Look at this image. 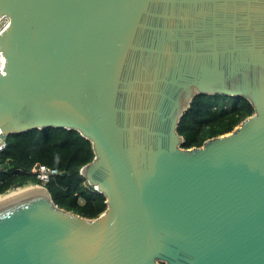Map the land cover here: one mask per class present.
Returning <instances> with one entry per match:
<instances>
[{"label":"water","instance_id":"obj_1","mask_svg":"<svg viewBox=\"0 0 264 264\" xmlns=\"http://www.w3.org/2000/svg\"><path fill=\"white\" fill-rule=\"evenodd\" d=\"M3 16L2 140L79 131L108 208L85 218L33 185L0 204V264H264V0H0ZM200 94L255 113L184 148Z\"/></svg>","mask_w":264,"mask_h":264},{"label":"trees","instance_id":"obj_2","mask_svg":"<svg viewBox=\"0 0 264 264\" xmlns=\"http://www.w3.org/2000/svg\"><path fill=\"white\" fill-rule=\"evenodd\" d=\"M254 113L244 97L200 94L178 126L183 147H201L210 138L232 132ZM94 158L92 142L77 130L50 127L13 134L0 154V195L41 185L33 169L46 164L60 171L45 185L55 204L82 217L97 218L108 208L107 198L82 174Z\"/></svg>","mask_w":264,"mask_h":264},{"label":"built area","instance_id":"obj_3","mask_svg":"<svg viewBox=\"0 0 264 264\" xmlns=\"http://www.w3.org/2000/svg\"><path fill=\"white\" fill-rule=\"evenodd\" d=\"M10 19L7 16H3L0 18V33L5 30L9 25ZM1 55V53H0ZM2 60H0V71L3 68ZM0 141L2 142V145L0 146V154L5 150L7 147V141L2 140L1 134H0ZM33 173L36 175V177L42 182L40 186L46 187L45 185L54 177L60 174V171L55 168L48 166L46 164H39L33 169ZM1 196V195H0Z\"/></svg>","mask_w":264,"mask_h":264},{"label":"rangeland","instance_id":"obj_4","mask_svg":"<svg viewBox=\"0 0 264 264\" xmlns=\"http://www.w3.org/2000/svg\"><path fill=\"white\" fill-rule=\"evenodd\" d=\"M32 186H33V185H28V186H24V187H20V188L12 189V190L6 192L5 194H2V195L0 196V199H5V198H7V197H9V196H11V195H13V194H16L17 192H19V191H21V190L28 189V188H30V187H32Z\"/></svg>","mask_w":264,"mask_h":264},{"label":"bare ground","instance_id":"obj_5","mask_svg":"<svg viewBox=\"0 0 264 264\" xmlns=\"http://www.w3.org/2000/svg\"><path fill=\"white\" fill-rule=\"evenodd\" d=\"M0 60H2V63L4 62V57H3L2 55H0ZM31 188H32V187H30V188H28V189H25V190H21V191L17 192L16 194H13V195H11V196L5 198V199H0V204H1V203H4V202H6V201H9L10 199H12V198H14V197H16V196H18V195H21L22 193H24V192L30 190Z\"/></svg>","mask_w":264,"mask_h":264}]
</instances>
